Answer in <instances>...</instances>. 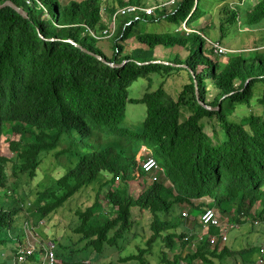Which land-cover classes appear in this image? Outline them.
I'll use <instances>...</instances> for the list:
<instances>
[{
    "label": "trees",
    "instance_id": "16d2710c",
    "mask_svg": "<svg viewBox=\"0 0 264 264\" xmlns=\"http://www.w3.org/2000/svg\"><path fill=\"white\" fill-rule=\"evenodd\" d=\"M5 1L0 0V5ZM10 1L26 17L9 7L0 8V264H18L20 236H24L23 229L17 235L15 224L22 210L6 202L7 193L15 191L20 177L35 178L44 158L52 153L69 156L73 166L51 185H42L34 194L23 192L18 198L21 203L31 201L25 214L33 212L38 224L100 173L108 176L100 193L104 213L97 211L98 200L76 213L73 232L86 241L83 249L89 254L101 255L107 248L121 251L120 242L133 227L134 214L148 216L146 249L138 248L137 254L119 258V263L147 264L143 254L157 242L162 244V264H213L214 259L228 255L247 259L245 255L257 251V246L238 252L226 246L220 251L210 249L206 237L217 231L210 229L199 240L201 228L186 229L191 214L184 218L178 209L196 203V213L201 207L215 208L223 216L235 214L237 224H245L250 217L264 227V117L251 114L242 122L231 118L238 108L253 107V89L264 85V52L238 55L223 69L206 57V50L213 53L205 47L210 41L191 27L208 13L203 0H179L171 12L158 13L171 24L184 22L189 33L139 32L141 21L156 18H119L111 58L98 46L101 40L89 32L105 29L101 9L110 17L123 6L141 5V0H29L30 5L26 0ZM221 13L225 16L222 23L230 28L264 25V0H235ZM131 36L145 48L121 57L122 43ZM178 42L185 44L188 55L184 60L179 55L171 61L154 57L155 47L170 48ZM83 49L123 65L110 67ZM200 63H205L201 71ZM171 72H185L189 78L175 98L163 84L148 89L140 99L129 97L134 82L143 79L151 84L153 78ZM207 81L222 90L209 104L205 102ZM234 82L239 86L233 87ZM196 92L214 110L200 106ZM259 103L264 105V99ZM128 104L146 108L138 131L120 127ZM181 107L190 109L183 120ZM204 118H215L222 138H210L200 123ZM143 148L163 171L156 182L147 183V175L140 170L137 156ZM140 179L143 183L138 187ZM196 217L189 226L199 224ZM192 241L197 246L188 251ZM174 252L179 255L169 259ZM55 254L58 261L63 260L61 264L69 261ZM33 261L31 255L22 264ZM71 263L95 261L76 257Z\"/></svg>",
    "mask_w": 264,
    "mask_h": 264
},
{
    "label": "rangeland",
    "instance_id": "374dc122",
    "mask_svg": "<svg viewBox=\"0 0 264 264\" xmlns=\"http://www.w3.org/2000/svg\"><path fill=\"white\" fill-rule=\"evenodd\" d=\"M78 1V0H77ZM127 1V0H123ZM141 0V6L147 8H155V11L151 15L153 18H156L153 22H143L141 21L138 25L139 32H154V33H174L185 31L191 32L190 28L185 26L184 22L178 24H171L167 19L166 15L159 16V12L165 10L167 13L171 12L173 8L178 4L179 0ZM235 0H203V8L208 11L207 15L196 21L192 24V31H198L202 33L206 41L211 43H219L226 51V54L222 56H217L214 53H210L207 50L205 51L206 57H209L211 60L216 61L217 65L223 69L233 58L238 55L243 54L248 56L253 52L261 53L264 52V25H259L256 27H248L243 24H238L235 28H230L225 23H222L221 19L224 20L225 16L221 13V9L227 4L233 6ZM150 17V16H148ZM105 25V23L103 22ZM115 36L112 39H102L98 42V46L102 49L106 57L111 58L114 51ZM211 43L206 44V48H211ZM123 52L120 56L131 55L133 50L138 48H145L143 45L138 44L134 41L133 36H131L127 41L122 43ZM185 44L183 42H178L174 47L165 48L162 46H157L154 49V57L159 61H171L176 55H179L182 60H184L188 53L184 50ZM199 70L205 68V63H200L198 66ZM189 83V78L185 72H171L168 75L160 76L153 78V82L148 84L145 80H138L134 82L128 89L129 97L133 99H140L145 92L150 89L151 91L159 87V84H163L167 93L176 97L178 93L181 92L183 86ZM206 103H211L219 97L222 93V90H217L214 88L211 82L207 81L206 83ZM239 82H234L233 87H238ZM229 88V87H228ZM253 107L247 109L246 107H240L236 110L235 115H232L231 118L242 122L244 119H247L251 114H257L264 117V105L260 104L259 101L264 99V85L257 84L253 89ZM146 108L142 104H128L125 108V117L120 124L121 128H126L133 131H138L142 128V123L145 118ZM190 114V109L188 107H181V120L186 118ZM203 125L204 131L210 136L212 140L220 139L223 137V133L219 125L217 124L215 118H204L200 122ZM6 147V146H4ZM6 150V148H3ZM9 157L11 154L6 151ZM143 157L151 155V152H141ZM139 157V156H138ZM137 157V158H138ZM41 168L37 171L35 178L29 180L27 177L23 176L16 180L15 191H10L7 193L6 202L12 203L14 206H20L22 212L17 214L16 217V228L17 235L18 232L23 229V233L26 235L20 236V241H25L26 245L33 246L34 252L32 257L36 264H39L40 261V244L41 241H50L55 244V251H57L59 257L64 260H69L66 264H72L74 258H84L85 261L92 260L95 261V264H137V262H128V263H119V258H124L131 254H137V249H146V240L148 239L150 233L148 230V216L147 214L135 215L134 214V223L130 232L126 234V240L120 242L121 246L124 248L121 251H116L115 249L107 248L104 250V253L101 255H95V253L89 254L83 248L86 241L81 240L80 235H77L73 232L75 226L78 223L76 213L78 211H85L91 205L97 203V200L100 202L101 207H98V213H104L105 203L102 202V196L100 195L105 182L109 181L108 176L103 173H100L97 179L90 184L88 187L83 188L77 194H75L71 199L62 205L55 213L50 214L48 217L43 219L38 224L35 223L33 212L29 211V215L25 214L26 208L29 207L31 201L21 203L18 195H21L23 192L35 193L42 185L43 187L51 185L57 178H59L67 169L71 168L74 164L73 159L67 155L56 156L55 154H50L47 158H44ZM146 179V178H145ZM147 180V179H146ZM137 185L143 183L142 179L138 180ZM150 181L147 180V183ZM134 187V186H133ZM141 187V186H140ZM134 190V188H132ZM139 191L136 190V194ZM19 202V205L17 202ZM198 204H192L190 206H182L181 209H178L180 214L186 209H191L189 211L191 216H199L205 207H201L199 212L196 213L195 209L198 207ZM215 209V208H214ZM103 210V211H102ZM182 210V211H180ZM187 210V211H188ZM219 212V211H218ZM27 213V212H26ZM219 215L223 223L235 222L237 224V219L235 214L222 215L219 212ZM178 215H175L173 221L176 222ZM198 220V219H197ZM247 225L242 226L237 224L238 227L243 229L241 235H237V230L233 229L229 231L228 237L234 236L232 243L238 245V248L242 250V247L249 250L252 247L244 242L245 237L251 236L254 241V244L258 239H261L263 243L264 238V227L252 225L255 220H252L250 217L246 219ZM25 225V226H24ZM28 230L25 232V230ZM241 229V230H242ZM16 235V236H17ZM239 236V237H237ZM35 242V243H34ZM47 243V242H46ZM162 244L157 242L153 244L151 248L143 254V258L146 260L147 264H162L159 254V247ZM229 245V243H228ZM261 246V245H260ZM259 246V247H260ZM42 251V250H41ZM178 251V250H177ZM44 255V252L43 254ZM56 255V254H55ZM179 254L176 252L169 254V259L177 257ZM248 257V254L246 255ZM258 256V250L249 255V259L256 258ZM182 256V261H184ZM245 258V257H244ZM58 260V258H56ZM63 261V260H62ZM62 261H58V264H61ZM187 261V260H186ZM198 262H195L197 264ZM29 264V263H27Z\"/></svg>",
    "mask_w": 264,
    "mask_h": 264
},
{
    "label": "built area",
    "instance_id": "2783aa9c",
    "mask_svg": "<svg viewBox=\"0 0 264 264\" xmlns=\"http://www.w3.org/2000/svg\"><path fill=\"white\" fill-rule=\"evenodd\" d=\"M25 3L27 5H30L29 0H26ZM172 3L174 4L175 0ZM154 11H155V8L142 7L141 5L139 6L126 5V6H123L117 9L116 12L112 16L108 17V15L106 14V11L104 9H101V17H102V21L105 23V29L101 30L99 33H94L93 31H90L89 33L93 38L97 40L112 39L115 36L116 31L118 29V19L119 18L127 17V18H132V20L134 21H137L140 19V15L151 16ZM130 24L131 22L125 23L123 27L129 26ZM211 49L213 50V53L217 56H222L226 54L225 49L219 43H211ZM143 150L145 149L143 148L141 152ZM141 152L138 155L139 157L137 156L139 159V166H140L141 172L147 175L148 180L150 182L158 181L163 176L162 169L159 167L158 163L155 161V159L151 155H148L147 157H143ZM187 210L188 209H186L185 211L181 213L182 217L189 218L190 212H191L189 210L191 209H189L188 211ZM198 221H199V227L205 233L204 235H200L199 240H201L202 237L204 238V236H206L208 230L214 229L217 231V234L206 237L210 249L217 250V251L222 250L226 246L227 241H228L229 231L239 228L235 222L223 223L219 215V212L214 208L204 209L199 215ZM253 225L259 226V222L254 221ZM27 230H28V227L25 230V232ZM185 240H187V238H185ZM25 241H20V244H19V249L17 252L18 264H22L28 257L33 255V252H34V245L32 247L29 245H26ZM50 241L49 242L45 241L44 243H42L41 241L39 242L40 250L42 249V253L44 252L42 264H58L59 263L55 255V244L52 243L53 241L52 242ZM191 248H192L191 250H194L195 246L191 244ZM255 264H264V238H263V243H261V246L258 248V256L255 261Z\"/></svg>",
    "mask_w": 264,
    "mask_h": 264
},
{
    "label": "crops",
    "instance_id": "0c3cea01",
    "mask_svg": "<svg viewBox=\"0 0 264 264\" xmlns=\"http://www.w3.org/2000/svg\"><path fill=\"white\" fill-rule=\"evenodd\" d=\"M208 201H205V203H207ZM201 203V202H200ZM195 204V203H194ZM180 211H182V210H180ZM183 212V211H182ZM193 212V211H192ZM199 217V216H198ZM198 217H196V218H198ZM191 219H194V216H190V220ZM187 221L188 223L186 224V229H192V228H196V227H198L199 226V224L196 226V225H194V223L192 224V225H190L189 226V223H192L191 221ZM245 225H247V224H243V225H241V227L242 226H245ZM237 228L236 230H237V235H241V233L243 232V229L242 228ZM200 228V227H199ZM242 229V230H241ZM192 233H194L193 231H192ZM205 233H204V231H200L199 233H198V235L200 236V235H204ZM234 236H236V234L234 235ZM234 236H229L228 237V241H227V244H226V247L225 248H227L230 252H238V251H243V250H247V249H245V247H242L241 249L242 250H240L239 248H238V245H235L234 243H232V241L234 240ZM239 236H237V237H239ZM261 239L262 238H260V239H258V241H256L255 242V244H254V241H253V239L251 238V236H246L245 237V243L248 245V247H254V246H257V248H259V246L261 245V243H259V242H261ZM228 243H229V245H228ZM192 244L194 245V246H197L196 245V242L195 241H192ZM188 249V251L189 250H191L192 248H191V246L189 247V248H187ZM39 252V254L40 253H42V251L40 252V250L38 251ZM256 252V251H255ZM43 254V253H42ZM42 254H40V261H39V264H42V260H43V255ZM249 255L250 254H248V257H247V259H245L244 258V256H240L239 254H237V256H234V255H228V256H224V258L222 259V260H219V259H214V261H213V264H255V261H256V259H257V257L256 258H252L251 257V259H249ZM246 256V255H245ZM183 257H185V256H183ZM210 260H211V258H210ZM199 263H201V262H199ZM29 264H36L35 262H33V263H31V262H29ZM210 264V263H209Z\"/></svg>",
    "mask_w": 264,
    "mask_h": 264
},
{
    "label": "water",
    "instance_id": "95a60500",
    "mask_svg": "<svg viewBox=\"0 0 264 264\" xmlns=\"http://www.w3.org/2000/svg\"><path fill=\"white\" fill-rule=\"evenodd\" d=\"M4 7H9V8H11V9H13L14 11H16L18 14L22 15L23 17H26V13H25V11H24L23 9H21V8H18V7H17L14 3H12L10 0L5 1L3 4L0 5V8H4ZM69 42L73 44V42H71V41H69ZM79 48H80V47H79ZM83 51L86 52V53H88V52L85 51L84 49H83ZM88 54H90L91 56H94L96 59H98V60L101 61L102 63H104V64H106V65H108V66H110V67H113V68L120 67V66L123 65V64H121V65H116V64H114V63H112V62H109L108 60L104 59L103 57L98 56V55L93 54V53H88ZM147 64H148V63H147ZM196 99H197V101H198V103H199L200 106H202V107H204V108H206V109H208V110H214V108H211V107L207 106L206 104H204L203 102H201V101L199 100V97H198V93H197V92H196Z\"/></svg>",
    "mask_w": 264,
    "mask_h": 264
}]
</instances>
